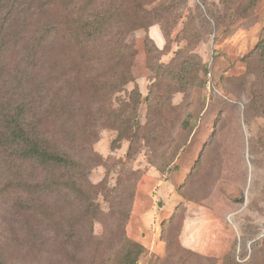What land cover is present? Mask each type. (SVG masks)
I'll return each instance as SVG.
<instances>
[{
    "label": "rangeland",
    "instance_id": "374dc122",
    "mask_svg": "<svg viewBox=\"0 0 264 264\" xmlns=\"http://www.w3.org/2000/svg\"><path fill=\"white\" fill-rule=\"evenodd\" d=\"M47 1L21 23L18 2L12 14L10 0L0 3V99L20 102V85L53 94L56 72L60 98L73 96L80 110L49 112L40 128L80 165L67 183L66 167L0 148V258L121 264L133 250L118 245L126 232L145 246L136 264H264V101L253 100L261 85L247 59L264 41V0H158L173 15L129 36L136 55L124 89L141 93L142 126L151 89L172 109L160 140L132 151L117 130L92 126L95 108L111 107L108 38L83 45L81 3L74 11L71 0ZM116 98L119 107L127 93Z\"/></svg>",
    "mask_w": 264,
    "mask_h": 264
},
{
    "label": "trees",
    "instance_id": "16d2710c",
    "mask_svg": "<svg viewBox=\"0 0 264 264\" xmlns=\"http://www.w3.org/2000/svg\"><path fill=\"white\" fill-rule=\"evenodd\" d=\"M31 1V0H30ZM3 0H0L2 3ZM7 4L10 7V14L17 3L20 11L15 21L22 22L23 15L29 11H33L32 15H36L47 7L48 1L32 0L29 3L27 0H10ZM81 6L86 5L85 9ZM158 0H71L70 5L79 13L74 19L75 26H82L84 22L86 28H82L81 42L83 45L93 42L101 44L104 38H108L111 49V56L115 61L111 67V107L106 109L103 106L95 108L92 126L94 129L107 128L117 130L120 137L128 139L131 142L130 150L133 149V144L138 142L149 143L150 141L160 140V130L163 127V122L166 121L163 114L165 107L172 109V105L167 106L160 104V97L165 93L157 96L154 90L151 89L149 95L150 112L149 118L145 126H142L138 118V107L141 104V93L136 87L131 92L124 88L133 81L132 65L136 55L134 46L129 42V36L137 29L148 30L152 25L161 23L164 17L173 15L172 6L156 7ZM36 7V8H35ZM163 8V14L159 16L156 11ZM83 19H86L85 21ZM163 25V24H162ZM75 35L79 38L76 33ZM68 36L72 37L70 32ZM39 46L42 45L40 39H35ZM98 44L96 45V47ZM247 59L254 60L257 64L255 67V75L259 78L258 90L253 91V100L264 101V41L249 54ZM253 68L252 62L249 63V69ZM184 62L181 64V76L185 72ZM173 73V72H170ZM72 74V73H71ZM73 75V74H72ZM179 78V77H178ZM173 77L174 79H178ZM180 79L176 80L179 81ZM50 90L53 94L45 93L44 85L39 84L30 92L12 88L15 91L14 95L18 96L20 102L12 104L11 101H2L0 99V148L8 152L9 150H18L19 154L30 161L43 165L45 167H66L67 173L65 181L67 183H75V176L71 172L80 163L70 155V150L51 144L48 134L40 128L43 118L49 115L54 116V110L57 114L67 112L69 116L75 115L80 110L78 101L73 96H64L60 98L57 90V75L56 72L50 74ZM67 84H71L67 81ZM156 87V86H155ZM125 91L127 98L125 101H119V107L115 106L116 99L113 96ZM169 99V98H168ZM64 100V101H63ZM63 101V102H62ZM126 107V108H125ZM126 109V110H125ZM56 117V116H55ZM169 121V120H167ZM166 121V122H167ZM144 129V133L140 131ZM128 217L124 218L122 224L117 227L126 226ZM120 247L133 248L129 250V255L121 264H136L137 255L145 252V246L137 241L127 237L126 232L119 239ZM136 256L132 257V253ZM132 257V258H131ZM129 261V262H128ZM0 264H8L2 257Z\"/></svg>",
    "mask_w": 264,
    "mask_h": 264
}]
</instances>
